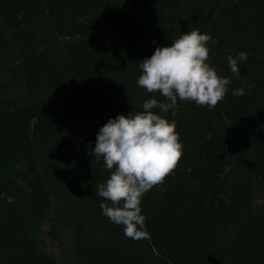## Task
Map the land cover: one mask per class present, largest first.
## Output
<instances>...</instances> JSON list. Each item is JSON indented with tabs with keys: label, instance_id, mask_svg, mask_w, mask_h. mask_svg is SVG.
<instances>
[{
	"label": "trees",
	"instance_id": "obj_1",
	"mask_svg": "<svg viewBox=\"0 0 264 264\" xmlns=\"http://www.w3.org/2000/svg\"><path fill=\"white\" fill-rule=\"evenodd\" d=\"M129 1L0 0V264H264L241 250L264 238V0ZM194 29L229 90L215 108L153 110L183 155L129 238L102 213L110 171L92 149L110 118L166 102L138 86L139 62Z\"/></svg>",
	"mask_w": 264,
	"mask_h": 264
},
{
	"label": "clouds",
	"instance_id": "obj_2",
	"mask_svg": "<svg viewBox=\"0 0 264 264\" xmlns=\"http://www.w3.org/2000/svg\"><path fill=\"white\" fill-rule=\"evenodd\" d=\"M210 41V34L194 29L182 33L170 46L156 47L150 58L139 62L141 74L137 83L147 93L161 95L166 102L147 99L142 111L110 118L97 133L92 153L95 159H103L110 177L98 186L96 194L107 201L100 205L103 215L123 225L129 238L146 235L141 199L154 186L163 184L183 155L176 122L153 110L168 113L176 109L178 100L215 108L229 90V78L218 75L207 62ZM247 55L241 52L228 56L230 69L237 77L238 63L247 60ZM232 94L243 96L244 89H235Z\"/></svg>",
	"mask_w": 264,
	"mask_h": 264
},
{
	"label": "rangeland",
	"instance_id": "obj_3",
	"mask_svg": "<svg viewBox=\"0 0 264 264\" xmlns=\"http://www.w3.org/2000/svg\"><path fill=\"white\" fill-rule=\"evenodd\" d=\"M118 2L125 9V11H134V6L129 0H118ZM253 248L260 249L264 252V238L260 241H252L251 239H248L246 235H243L241 238V250H244L242 257L247 256L249 251Z\"/></svg>",
	"mask_w": 264,
	"mask_h": 264
}]
</instances>
